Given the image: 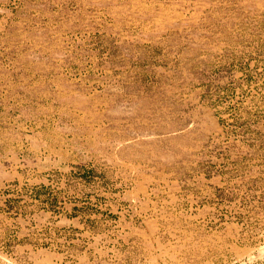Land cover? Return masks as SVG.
I'll use <instances>...</instances> for the list:
<instances>
[{
  "label": "rangeland",
  "instance_id": "1",
  "mask_svg": "<svg viewBox=\"0 0 264 264\" xmlns=\"http://www.w3.org/2000/svg\"><path fill=\"white\" fill-rule=\"evenodd\" d=\"M0 264H264V0H0Z\"/></svg>",
  "mask_w": 264,
  "mask_h": 264
}]
</instances>
